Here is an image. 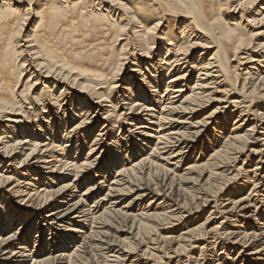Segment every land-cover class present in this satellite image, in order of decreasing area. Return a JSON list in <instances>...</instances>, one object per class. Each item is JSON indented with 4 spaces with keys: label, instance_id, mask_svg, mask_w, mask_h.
I'll return each instance as SVG.
<instances>
[{
    "label": "bare ground",
    "instance_id": "1",
    "mask_svg": "<svg viewBox=\"0 0 264 264\" xmlns=\"http://www.w3.org/2000/svg\"><path fill=\"white\" fill-rule=\"evenodd\" d=\"M241 67L243 74L238 73ZM191 70L197 76L188 88ZM241 75L243 84L238 88ZM261 91L264 0H0V264H26L29 257L31 264H81L91 252L122 263L126 251L109 238L108 218L129 221L140 236L186 220L181 211L166 208L164 198L154 208L133 215L136 202L149 198V206L160 197L148 186L134 193L135 183L153 169L167 178L172 175L171 181L178 179L174 170L220 111L218 107L205 120L192 123L211 102L225 103L224 120L215 119L213 132H226L227 121L235 114L234 122L222 134L223 148L214 151L209 162H192L185 171L196 173L198 180L208 172L207 181L213 184L226 179L225 173L236 167L248 146L264 148ZM220 93L222 100L213 98ZM226 106L235 113H228ZM97 125L100 133L87 146ZM243 125L247 130L242 131ZM102 136L111 141L104 150L108 154L103 168L94 178L103 184L110 172L114 177L89 207L83 198L92 194L94 184L77 198L73 193L88 171L102 164L100 155L94 156L103 144ZM148 145L150 152L137 158ZM84 146L87 155L79 159ZM263 152L250 151L259 162ZM235 171L242 173L240 168ZM250 173L256 176L253 170ZM245 176L246 182L232 191L228 206L219 208L215 200L213 208L223 220L249 213L250 220L259 221L260 228L255 225L252 233H242L235 243L249 249L264 235V205L258 200L264 193V176L258 175L254 182ZM179 180L184 182L180 176ZM245 189L246 196L234 198ZM129 194L137 195L118 208ZM11 196L19 200L17 206L8 204ZM88 224L92 225L89 234L83 232ZM203 224L160 240L177 243L175 255L192 250L202 239L211 245L208 241L221 223L207 232ZM62 225L67 230L57 229ZM32 232L38 238L30 247ZM44 232L52 235L47 244L40 243ZM66 233L81 234L71 251L68 247L76 238ZM261 245L263 251L264 241ZM45 246L50 250L41 255ZM259 250L244 257L242 264H261L260 259L247 261ZM185 258L182 264H190L192 257Z\"/></svg>",
    "mask_w": 264,
    "mask_h": 264
},
{
    "label": "rangeland",
    "instance_id": "2",
    "mask_svg": "<svg viewBox=\"0 0 264 264\" xmlns=\"http://www.w3.org/2000/svg\"><path fill=\"white\" fill-rule=\"evenodd\" d=\"M259 31L262 32V30H259ZM196 54L194 56H196ZM241 70H243V67L240 68V71L238 73L243 74L244 71L242 72ZM191 74H192L191 75V82H190V85L188 86V88L192 85V82L194 81L195 77L197 76V73L194 70L191 72ZM241 77H243V78H241V80L239 82L240 84H238V88H240V86L243 84L242 80L244 79V76L241 75ZM247 82L249 83L250 81L247 80ZM246 88L247 89L249 88V84H246ZM221 90L222 89H220V91ZM260 93L264 94V91L263 92L261 91ZM221 97H223L222 93L213 95V98H215V99L218 98L217 101H220L219 99L222 100ZM224 106H225V103L221 104V102H211L209 104H206L205 107L202 108L198 112V114L194 117V119L192 120V123H196V122H198L201 119L205 120V117H207L208 114H210L211 111L215 110L218 107H220V111L216 115L217 119L216 118L215 119L217 121H220V122L223 121L224 117H225L224 110H223ZM226 110H228L227 111L228 113H230V112L231 113H235L234 112L235 110H233V108H229V106H226ZM234 118H235V114L232 116L230 121H227L226 127H227L228 130L226 132L222 131V134L228 133L230 131L229 130L230 129V125L234 122ZM215 119L212 122L213 124H215V122H217V121H215ZM238 121H239V119H238ZM213 124L209 125L208 129L205 130L202 133V135L198 139V142L193 145L194 148H191L189 150V152L181 160V162L179 164V167L176 170H174L176 172V173L174 172L175 176H177L178 179L175 178L174 180L171 181L169 179L172 178V175H169L168 178H167L166 175L163 172H160V170L157 171V170L153 169V170H151L152 172H150V174L148 175L149 177L145 176L143 178V180H140L139 182L135 183V187L136 188L133 187L134 193H135V191H138V190H136V189H138V187L140 188V187H146V186H148V187L160 192L159 193L160 197L155 198L152 201L153 204L150 203L149 206L147 204L148 201H150L149 198H145V199L141 200V202L140 201L136 202L133 205L134 206L133 210L130 211L133 215L139 214L140 211H142V209L148 211L152 207L154 208L157 204H159L160 202H162L164 200V201H167V203H165L164 206L166 208H170L171 207L170 211H174L175 213H176V211H179V212L181 211L182 214L186 217L185 221H182V223H180V224L175 222V221L174 222L172 221L173 222L172 224L174 226L173 225H167L166 227H164V229H161V230H158V228H156L157 230L154 229L153 232L151 231L149 234L147 232L146 234L140 236L139 233L138 234L136 233V230H134V229L132 230L130 228L131 227V223L129 221H122L119 218H113V219L112 218H108L107 219L108 223L110 225V228H109V231H108L109 238H111L112 240H115L116 245L118 247H120V248H123L126 251L125 254L127 255L126 258H125L126 260H124V261L122 260V263H117V264H133V263L134 264H155V263L156 264H175L178 260L182 264V263H186V258L185 257L188 256V255H189L190 258L192 257L190 259L191 261L189 262L190 264H197V262H198V264H212L213 261L214 262H218L219 264L220 263L221 264H242L243 258L247 257V255L249 253L253 252L255 249L256 250L260 249L259 250L260 254H257L255 256H253V255L252 256H248L249 260H247V261L254 260L257 263L256 259H260V260H262L261 264H264V249L262 251V247H261V246H263L261 244L264 241L263 240L264 239V235L260 237L261 239L258 238L259 242L258 241L255 242L254 246L256 248L254 250H253L254 246H252L249 249L248 248L245 249V248H241V246L235 244V243L239 242V239L242 236V233H252L254 231L255 225L257 226L258 225L257 223L259 221L256 222L255 219L250 220V217L247 216L249 213H247L244 216L245 218L238 217V218H229L228 221L227 220H223L221 218L222 216L219 215L217 212H215V209L213 208L215 206L214 205V201L215 200L218 201L217 205H218V207L220 206L219 208H222L223 206L224 207L228 206V201L227 200L230 199V197H233L232 196V194H233L232 191H234L236 189L237 185L241 186V185H243L246 182V179H245L246 176L245 175H249V179L252 182L255 181V179L258 177V175L260 177L264 176V158H262V162H259L258 161V155H253V154L250 153V151H252L253 149L261 150V149H264V148H260L259 144L258 145L254 144V145L248 146L244 150V153L242 154V156H240L238 162L236 163V167L235 168L232 167L228 172L225 173L226 176L227 175L228 176L224 180L221 179L222 182L220 180V181H217L218 183L216 182L215 184H213L214 182L212 180L207 181L208 172L202 179L198 180L197 176H196L197 175L196 173L191 174V173H188V172L185 171V169L188 166H190V164L192 162L196 161V163H198V164H200V163L203 164L205 162H209L207 160H209L208 158H210V156L213 154V152L216 151V150L219 151V150H221L223 148L224 143H225L224 135L218 134V131L217 132H213L212 131V128L214 127ZM245 126H247V125H243L242 126V131H244L245 129L247 130L248 127H245ZM243 128H244V130H243ZM99 129H100V126H98L93 131L94 133L91 134V136L89 137L90 139L88 138L89 142H88L87 146H89V143L93 140L94 136L97 133H100ZM125 129H127V128H125ZM261 131L262 130H258V133H260ZM118 134H119V132L116 131L115 135L117 136ZM240 134L242 135V133H240ZM255 138H257V136H255ZM98 139H101V137H99ZM110 141H111L110 139L102 136V143H103L102 146H99V148H97L94 151V156L98 157L100 155V157L102 159V161L100 160V162L102 164L100 166L95 167L94 169L89 170L87 176L84 179L80 180L81 182L79 181L76 184L77 188L75 189V192L73 193L74 194V198L75 197L77 198V197H79L81 192L87 186L94 184L95 188H94V191L92 192V194L87 196V197H84V198L82 197L84 200L87 199L86 202L89 205V207H91L94 204V201H96L100 195H102L104 192H106L108 184L110 183L111 178L114 177V172L113 171L110 172V175L108 176L109 179L106 178L105 179L106 183H103V184L99 183V182H101L99 178H94V175L96 174L98 169L99 168L100 169L103 168V163L107 159L108 152H106L104 150H106V147L108 146V143ZM152 144H155V142L152 141ZM261 144H263V143H260V145ZM150 146L151 145H148V147L145 148L143 150V152L139 153L137 158L139 156H141V155H147L146 153L150 152L149 151V147ZM199 149H201V150H199ZM87 150H88V148H86L84 146L83 150L81 152H79L80 153V158L79 159H84L86 157ZM162 156L163 155H161L160 158ZM131 160L132 159H130V161ZM256 163L258 164V170H254ZM115 167H118V166H115ZM239 168L241 169L243 174L241 172L237 173L235 171L236 169H239ZM250 170L251 171L253 170L254 173H256L255 177H254V174L250 173ZM47 171L43 170L42 173H47ZM70 174H71L70 177L73 176V173H70ZM237 175H239V176H237ZM179 176L182 178V181L184 180V182H181L179 180ZM234 176H236L235 179H233ZM194 178L197 181H195ZM187 179H190V180H188V182H187V181H185ZM227 179H230L231 181L227 180ZM196 182H198V183H196ZM205 182L208 185H206ZM57 184L58 183H56L54 185L56 186ZM193 184H195V185L193 186ZM170 185H172V186H170ZM198 186H200V187H198ZM216 186L217 187L219 186L218 188H221V190L219 192L216 191L217 190ZM246 186H247V188H250L251 184L248 183V184H246ZM214 188H215V190H213ZM194 191H195V193H194ZM248 193H249V191L245 189L244 191L239 192L238 194H235L234 198L235 197L236 198L237 197H244ZM259 194L262 195V196H258L260 198L258 200L261 201L262 205H264L263 204V202H264V200H263L264 199V193H259ZM135 195H137V194H129L127 196L122 197L120 206L118 208H121L122 206L126 205L129 201L132 200V198H134ZM190 195H192V196H190ZM193 195H194V197H193ZM14 197H17V196H14ZM12 198H13V196H11L10 199L8 200V204H10L12 206H17V204H15V203H17V202L20 203L19 200L14 199V198L12 199ZM162 198H164V199L162 200ZM203 199L205 201H207L206 204H204ZM261 214H262V216H264V208H262ZM207 217L208 218L211 217V218H210L209 222L206 223L205 219ZM25 219L26 218H24L22 221H24ZM117 219H119V220H117ZM163 222L164 221L160 222V224H163V226H164V224L166 222H164V223ZM21 223L22 222H19L18 224H14V227L12 229H17L19 226L17 227L16 225H19ZM154 223L156 224L158 222H154ZM220 223H221V226L219 228V231H216V233L217 232L218 233L215 235V237L213 239L212 238L210 239L211 241L210 240L208 241V243H211V245H208L207 243H205L206 242L205 239L204 240L202 239L204 242L202 240L198 241L196 244H193L192 247H194V248H192V247L190 248L192 250H187L185 253L183 252L182 254L178 253V254L175 255L174 249L177 247V243H169V244H167V243H164L163 241L160 240V238H162L164 236H168V235L171 236V237L176 238L181 233L186 232L185 228L189 227V226H191L190 228H194V227H197L200 224H203V225H205V229H206V232H207L208 230L210 231L211 228L218 226ZM259 226H261V225H258V227ZM61 227L62 228H57V229H61L63 231L67 230V229H64V225H62ZM65 227L66 228H74V227H72V225H66ZM90 227H92L91 224H88L87 226H85V228L83 229V232H86L87 234H89V228ZM93 230H95V229H93ZM226 230H227V232H226ZM129 233H132V234H129ZM163 233H164V235H163ZM61 234L64 235L63 232H61ZM66 234H68L69 236H72V237L74 236L76 238V240L73 242V244H70V246L68 247V251L69 250L71 251V249L73 248V245L76 242H79L81 240V234H77V233H74V234L73 233H66ZM256 234H259V231H256ZM146 235H148V236H146ZM30 236H31V238H30V245L31 246L30 247H32L36 243L35 242V238H38V237L36 236L35 232H32V234ZM217 236H218V238H217ZM238 236H240V237H238ZM51 238H52V235L50 233L44 232V235L39 238L40 239V243L42 242L44 244H47V242L50 241ZM39 239H37L36 241H38ZM131 243L133 245L132 246L133 249L132 250L126 249V246L131 244ZM79 245H82V241H81V243ZM215 245H216V247H214ZM195 246H197V247L195 248ZM15 247H17V246H15ZM201 247H203L202 250H201ZM44 249H45L44 250L45 252H43L41 255L47 254V252L50 250V247L49 246L48 247L45 246ZM147 249H149L150 252ZM30 250H31V248H30ZM59 250L60 249L54 250V251H59ZM143 251L144 252L146 251V252L144 253ZM238 251H240L239 254L237 253ZM52 253L53 252H51L50 254H52ZM223 253H225V254H223ZM166 254L168 255L167 257H166ZM199 256H200V259H199ZM226 256H227V258H226ZM105 257L106 256H104V255L102 256L98 252H91V254H89V256L86 259V261H83L81 264H110V263L114 264L115 263V262H112L113 258L110 259V258H108L109 257L108 256L105 259ZM176 257H178V258H176ZM108 260L109 261L112 260V261L109 263ZM167 261H168V263H166ZM26 262L28 264H31V257H29L28 259L26 258Z\"/></svg>",
    "mask_w": 264,
    "mask_h": 264
}]
</instances>
